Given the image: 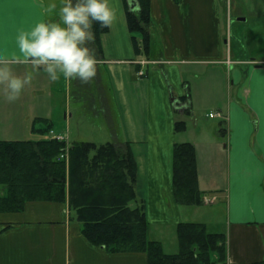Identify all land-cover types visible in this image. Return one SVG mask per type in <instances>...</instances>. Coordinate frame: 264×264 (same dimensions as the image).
I'll use <instances>...</instances> for the list:
<instances>
[{"label":"crops","instance_id":"0c3cea01","mask_svg":"<svg viewBox=\"0 0 264 264\" xmlns=\"http://www.w3.org/2000/svg\"><path fill=\"white\" fill-rule=\"evenodd\" d=\"M63 3L0 0V59L19 54L16 36L21 30L41 21L59 22ZM110 3L118 9L119 21L101 36V54L91 47L102 63L88 105L101 114L103 120L94 127L106 142L131 146L138 165L133 203L145 205L150 239L174 254L166 244L172 240L175 248L177 226L202 223L210 233L225 235L226 264L264 262V58H243L241 50V57L233 55L232 3L228 10L217 0H152L148 56L135 50L125 0ZM51 5L56 7L50 15ZM12 67L18 76L31 73L32 81L14 103L0 86V141L40 140L44 137L33 130L34 120L45 119L55 132L57 81L31 65ZM200 68L207 70L202 77ZM65 81L66 94H72L73 81ZM79 84L74 81L75 89L85 94L87 88ZM204 107L224 114L210 126L214 134L201 131L196 114ZM71 118L65 110L63 125L69 127ZM180 122L186 124L184 130L178 129ZM182 143L196 148L204 193L200 205L182 204L175 194L173 151ZM0 264H149V259L144 252L93 244L68 202L30 201L23 211H0Z\"/></svg>","mask_w":264,"mask_h":264},{"label":"trees","instance_id":"16d2710c","mask_svg":"<svg viewBox=\"0 0 264 264\" xmlns=\"http://www.w3.org/2000/svg\"><path fill=\"white\" fill-rule=\"evenodd\" d=\"M133 1L136 10L131 8ZM125 6L135 50L148 56L152 0H125ZM93 31L96 38L88 46H95L101 54V36L109 28L94 22ZM177 127L184 130L186 124L180 122ZM32 128L44 138L0 141V211L20 212L30 201L68 202L83 234L97 246L147 253L149 264H226L225 235L210 233L202 223L177 226L179 251L174 254L166 253L160 242L150 239L145 205L132 206L137 200L138 165L129 143L58 140L52 137V125L45 119L34 120ZM173 155L178 201L202 204L196 148L191 143L176 144Z\"/></svg>","mask_w":264,"mask_h":264},{"label":"clouds","instance_id":"9594fccd","mask_svg":"<svg viewBox=\"0 0 264 264\" xmlns=\"http://www.w3.org/2000/svg\"><path fill=\"white\" fill-rule=\"evenodd\" d=\"M55 7L51 5L49 11ZM118 21V9L110 0H64L59 22L41 21L30 30H21L16 36L19 54L0 59V86L6 100L16 102L31 84V73L15 74L12 66L19 64L42 69L52 82L63 76L67 81L89 84L102 63L88 46L96 38L93 24L110 29Z\"/></svg>","mask_w":264,"mask_h":264},{"label":"rangeland","instance_id":"374dc122","mask_svg":"<svg viewBox=\"0 0 264 264\" xmlns=\"http://www.w3.org/2000/svg\"><path fill=\"white\" fill-rule=\"evenodd\" d=\"M221 7H226L228 10L230 9L229 6L233 5V32H232V46H233V55H239L241 57V52L243 58H249L254 55L259 58H264V16L258 14L259 11L264 12V0H217ZM232 3V5H231ZM59 8V6L57 7ZM53 9L50 11V15L53 13ZM60 12V11H59ZM59 14V13H58ZM57 14V15H58ZM59 16V15H58ZM246 20H243V19ZM152 28V26H151ZM228 33V31H227ZM154 34V30H153ZM231 34H228L230 36ZM136 36H141L139 33ZM237 36V38H236ZM156 37V34L153 35ZM156 39V38H155ZM159 41V40H158ZM157 41V42H158ZM245 41L243 44L242 42ZM229 45H231V41H229ZM227 44V49L229 46ZM241 50V52H240ZM144 55V54H143ZM201 77L206 74V69L200 68ZM211 72V71H208ZM76 81V80H75ZM190 81L192 83L199 82L196 81L194 78H191ZM202 81V80H201ZM79 85H82L80 81L77 80ZM95 84V79L91 81L89 84H83L87 88V92L85 94H81L79 88L75 89L74 81H73V88L72 94L69 93V88H67V84L65 79H59L56 84L57 93V101H58V110L55 114V125L54 130L57 134L61 132L63 135L67 133L69 142L74 141H92L96 143H105L106 138L102 137V132L98 129H95V124L97 122L102 121L101 114L96 113V111L89 106L88 103L92 98L93 88ZM99 87V86H98ZM96 89H98L96 87ZM65 91L64 94L61 92ZM66 91H69L66 94ZM67 98H66V95ZM71 94V95H70ZM88 98V101L81 102V98ZM67 99V101H66ZM67 102V103H66ZM91 105V104H90ZM61 108H63L61 110ZM65 110L68 111V115L72 114L71 124L68 126H64L63 124L66 123L65 119ZM209 109L202 108V110L197 111L196 117L199 119V125L201 126V131H204L207 134H214V131H210V126L214 128V123L219 124L220 120L210 119L207 115ZM216 111V110H212ZM63 125V128H60L59 125ZM194 124V122L192 123ZM192 128V127H191ZM194 130V129H193ZM198 134V132H197ZM51 134L48 135L50 137ZM193 144V143H191ZM132 206L135 207V203H132ZM174 234V231L171 233ZM175 248H173L172 240H167L166 244V251L169 253H176L178 252V238L177 234L175 233Z\"/></svg>","mask_w":264,"mask_h":264},{"label":"built area","instance_id":"2783aa9c","mask_svg":"<svg viewBox=\"0 0 264 264\" xmlns=\"http://www.w3.org/2000/svg\"><path fill=\"white\" fill-rule=\"evenodd\" d=\"M208 116L210 117V118H212V119H215V118H224V115H223V113L222 112H220V111H215V112H210L209 114H208ZM52 137L53 138H56V139H58V140H68V136H65V135H58V134H55V132H52ZM61 158H65V155H62L61 156ZM206 200V202L208 203H212V200H210V199H207V198H205Z\"/></svg>","mask_w":264,"mask_h":264},{"label":"water","instance_id":"95a60500","mask_svg":"<svg viewBox=\"0 0 264 264\" xmlns=\"http://www.w3.org/2000/svg\"><path fill=\"white\" fill-rule=\"evenodd\" d=\"M135 7H136V5L132 6V9L135 8ZM243 20H246V19L244 18Z\"/></svg>","mask_w":264,"mask_h":264}]
</instances>
